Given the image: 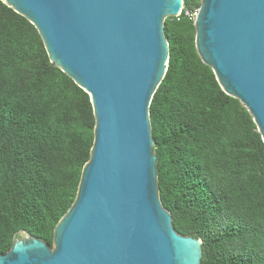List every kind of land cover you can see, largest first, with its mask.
Segmentation results:
<instances>
[{
  "label": "trees",
  "instance_id": "obj_1",
  "mask_svg": "<svg viewBox=\"0 0 264 264\" xmlns=\"http://www.w3.org/2000/svg\"><path fill=\"white\" fill-rule=\"evenodd\" d=\"M182 13L164 20L167 67L148 108L158 195L174 229L202 240L200 264H264V142L201 61ZM93 126L88 94L49 59L34 25L0 0V253L23 230L52 246Z\"/></svg>",
  "mask_w": 264,
  "mask_h": 264
},
{
  "label": "water",
  "instance_id": "obj_2",
  "mask_svg": "<svg viewBox=\"0 0 264 264\" xmlns=\"http://www.w3.org/2000/svg\"><path fill=\"white\" fill-rule=\"evenodd\" d=\"M34 25L49 59L87 94L89 158L52 246L21 231L0 264H200L156 182L149 103L167 67L166 17L183 0H2ZM194 44L264 142V0H200Z\"/></svg>",
  "mask_w": 264,
  "mask_h": 264
},
{
  "label": "built area",
  "instance_id": "obj_3",
  "mask_svg": "<svg viewBox=\"0 0 264 264\" xmlns=\"http://www.w3.org/2000/svg\"><path fill=\"white\" fill-rule=\"evenodd\" d=\"M197 12H198V9L189 10V9H183V7H182V9L179 12V14L177 16H175V17L178 18L181 15V13H182L187 18L194 20L196 15H197Z\"/></svg>",
  "mask_w": 264,
  "mask_h": 264
},
{
  "label": "rangeland",
  "instance_id": "obj_4",
  "mask_svg": "<svg viewBox=\"0 0 264 264\" xmlns=\"http://www.w3.org/2000/svg\"><path fill=\"white\" fill-rule=\"evenodd\" d=\"M19 234H20V233H19ZM19 234H18V235H19Z\"/></svg>",
  "mask_w": 264,
  "mask_h": 264
}]
</instances>
